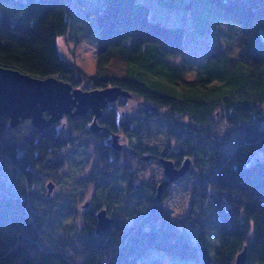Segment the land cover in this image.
Wrapping results in <instances>:
<instances>
[{
	"label": "trees",
	"instance_id": "trees-1",
	"mask_svg": "<svg viewBox=\"0 0 264 264\" xmlns=\"http://www.w3.org/2000/svg\"><path fill=\"white\" fill-rule=\"evenodd\" d=\"M216 1L226 19L241 27L245 66L236 56L216 51L206 76L184 79L176 62L186 49L184 28L151 19L148 3L137 0H110L109 12L100 15L97 70L92 75L59 53L57 38L66 34L73 15L69 0H0V65L39 78L57 76L84 89L118 85L145 104L153 103L155 116L165 111L171 132L169 125L163 127L164 140L154 131L141 134L142 148L155 142L158 153L176 165L193 156L198 169L190 167L192 190L203 199L211 197L210 205L220 217L219 245L198 264H234L245 246L246 264H264V0ZM215 110L230 124L228 132L213 131ZM2 120L0 152L16 166L43 165L52 147L49 138L60 141L52 128L43 133L35 129L20 155L18 143L5 145L13 139L3 134L8 115ZM129 123L120 128L129 131ZM193 132L200 143L188 138ZM175 145L180 147L173 151ZM36 153L41 156L38 162L33 159ZM119 156L115 152V158ZM87 159L88 169L95 163L94 170L100 163L109 168L102 179L87 183L96 188L94 202L105 203L115 216L111 228L96 233L95 209L80 211L77 200L67 195L55 199L58 194L50 198L45 192L35 196L33 190L8 189L0 195V264H100L106 258V264H140L151 250L196 257L199 250L189 232L163 204L148 197L147 181L138 188L135 171L119 159ZM112 172L114 177L108 176ZM51 178L56 176L45 177ZM71 187L80 188L75 184L65 189ZM164 195L168 198L171 191ZM191 197L189 216L196 204L194 193ZM70 204L77 208L69 209ZM200 235H205L203 228Z\"/></svg>",
	"mask_w": 264,
	"mask_h": 264
},
{
	"label": "rangeland",
	"instance_id": "rangeland-1",
	"mask_svg": "<svg viewBox=\"0 0 264 264\" xmlns=\"http://www.w3.org/2000/svg\"><path fill=\"white\" fill-rule=\"evenodd\" d=\"M137 1H145L148 3L150 6L149 15L151 19L159 20L168 25H177L184 28V42L186 49L180 56L176 58V62L183 69L184 79L192 81L196 80L200 76H206L209 58L216 51H221L223 53L236 56L242 61L243 64L241 65H246L247 59L245 55V49L243 45H241V27L240 25L231 23L226 19V12L219 6L216 0ZM69 5L73 15L69 17V27L66 34L59 35L57 38L59 53L63 59L69 61L71 64H73V66L83 70L85 74H95L97 70V39L100 32V15H106V13L109 12L110 0H69ZM111 86L118 85H109L107 87ZM72 87L84 89L81 86L72 85ZM92 89L101 88L92 87L91 89L84 90ZM118 98L122 99L121 95H119ZM118 98H116L115 101ZM117 107L119 108V111L124 110L128 114V117H131V120L134 123V125H129V131L126 132L124 130V132L127 134V138L119 139L117 142L125 145L129 143L131 145V150L140 155L139 157L135 156V158H132L134 161L131 162L132 168L135 171V175L139 178H135V175L133 174L135 183L137 185L139 184L138 188H140L142 182L147 181V183H149L150 186L148 189L150 192L148 197L156 200V202L154 201L155 204H163V207L170 212L172 219L180 226L185 227V229L189 232L199 250V253L196 255V257L188 259L169 256L165 252L159 250H151L150 253L140 261V264H198L204 255L211 256L220 242L219 228L217 226L220 217L215 212V209L210 205V202L212 201L211 197L206 196V198L203 199L200 197V195L196 194V192H193L192 185H194V182L192 181L194 178H192V175H190V168L187 174L165 188L162 200L158 201L155 195L156 192L152 191L153 186H156V191L158 184L167 180V175L160 162L155 161V159H151L149 161L150 156L147 153H142L141 151V134L143 135L144 133L154 131L156 137L159 140H164L166 137L163 134V127L165 125H169V130L171 132L170 125H172V121L169 122L167 120V117L164 115L165 111L163 113L161 112V116H155L158 114V112L157 109L154 108L155 105H153V103L148 105V109H151V111H149L147 116L142 112V109H140L142 107L144 108V104L143 100L138 97L128 104L118 105ZM4 115H8L9 120L7 125H5L6 129L3 130V134L5 133V139L7 137L13 139L12 141L8 140L9 142L5 140L8 142L5 143V145L11 144L10 142L18 143V151L20 152V155H23L25 148L22 146H24V144L27 142L26 136L28 138L33 136L34 132L32 133V130H35L33 126L34 124L32 122H27L28 124L25 123L23 125L22 122L26 119L21 118L18 125L12 126L10 123V115ZM213 115L215 119L213 131L228 132L231 126L224 120L225 117L222 116L221 111L215 110ZM133 116H137V119L133 118ZM152 123L154 124V127H151ZM262 125H264V123ZM38 131L39 133L44 132L43 130L39 129ZM196 131H198V129ZM116 132L120 133V130ZM193 133V138L191 136L188 138L194 139L196 143H200L201 141H199L198 135L195 132ZM226 136H228V134H226ZM40 138L35 140V142L37 143ZM233 138L234 136L230 135L229 141H232ZM189 141L191 142V140ZM228 145L229 144H227V146ZM155 146V142H153L151 146H144L143 148L148 149L151 147L156 149ZM193 146L191 151L195 153ZM177 147L180 146L175 145L173 146L172 150L175 151ZM163 156L165 155H162L160 160H162ZM186 158H189L190 162H192L191 157ZM33 159L37 162L41 160L40 154L36 153L33 155ZM47 159L48 156L45 159L46 161L43 165L45 167L53 168V164H47ZM54 161L55 158L51 160V162ZM75 166L76 160L74 158H68V168H65L64 166L61 167L59 171L60 175H62L64 179L65 177L70 178V172L68 171L70 170L72 173H74L76 171ZM18 167L13 163L11 157L0 152V195L4 194L5 192L7 193L8 189L11 188L15 193L25 189L26 191L34 190L35 196H42L44 193L41 191V188L44 189V186H47L48 182V180L45 179V177H48L47 170H39L38 167L33 166L32 164ZM55 171L56 170L54 169V172ZM33 173H35V178L39 177L40 179H36L38 182L36 186L30 185V181L27 180V177ZM185 178L186 180H184ZM61 184L62 182L59 185L57 184V188L53 190L52 195L49 196L50 198L54 197L57 192L58 197L55 199H58L61 195L59 193H62L65 190L62 188L68 186L70 184V180L68 179L65 183H63L62 187ZM87 188L88 191L86 192L94 195L95 186L90 184L87 186ZM167 190L171 191V195L168 198L164 195ZM23 192L25 191H22V193ZM151 193H153V196H150ZM193 193L196 198V204H194V211L192 212V215L189 216V214H191L190 212L193 210L191 205V196ZM146 201H148V198ZM202 228L205 232L204 236L200 235ZM106 261L107 258L101 260L100 264H106Z\"/></svg>",
	"mask_w": 264,
	"mask_h": 264
},
{
	"label": "flooded vegetation",
	"instance_id": "flooded-vegetation-1",
	"mask_svg": "<svg viewBox=\"0 0 264 264\" xmlns=\"http://www.w3.org/2000/svg\"><path fill=\"white\" fill-rule=\"evenodd\" d=\"M130 94L131 95H127V96L121 95L122 99L118 98L116 101L115 100L107 101L106 106L102 109V114L97 118L95 117V113L93 109H89L87 113L85 114H74L73 115L71 112L63 113L59 118L55 119L54 123H52L50 127L43 129V131H45L49 128H52V130L56 133V135L60 139V141L58 142H56L55 139H52V137L49 138L48 140V142L50 143V146L52 147L50 148V151H49L50 153L48 155L47 164H50V165L53 164L52 167L56 171L54 172L53 168L45 167L44 165H36V167H38L39 170H42V168L46 169L48 172V176L49 175L56 176V178L54 179L52 178L46 179L48 180L47 186H44V189L41 188V191L43 193L45 192V194L48 197L51 196L53 193V190L57 188V184L59 185L61 182L63 184L69 179L70 184L68 186L77 184L79 185L80 188L79 189H74L72 187L69 188V189H74L72 191L69 189H65L68 187L66 186L62 188L65 190L62 193H59L61 194V197L63 196L62 194H64V195H67L70 200H74V201L77 200V202L79 203L78 208L80 211H83L85 207L95 209V213L101 208H106L108 210V206L104 205L105 203L96 204L94 202L95 193L94 195L88 197V194L86 191H88L87 181H89L90 178L102 179V174L106 172L105 169H109V168H106L104 163L103 164L100 163L98 164V169L94 170L95 165H97L95 163L91 165V167L88 169L86 166V161H88L87 159L88 156L91 158V160H98L100 158L107 157L113 163H115V161L119 159L120 163L131 167V169L133 170L131 162H133L134 160L132 158H135V156L139 157L140 155L136 154L134 151L131 150L130 148L131 145L129 143L125 145V144H121L117 142L119 139L127 138V134L123 131V128H120L121 125H125L126 122L128 121L132 123V125H134L133 121L131 120V117H128V114L124 110L119 111V108L117 107L118 105H125L131 102L132 100H135L136 96H134L132 92H130ZM143 104H144V108L142 107L140 109H142V112L148 116L149 111H151V109H148L149 108L148 105L145 104L144 102ZM75 110H76V107H73L72 112H74ZM44 117L46 119H49L51 117V114L45 111ZM133 118L137 119V116H133ZM27 122L31 123L32 121L31 119H26L22 123L24 125L25 123L28 124ZM96 125H98V128H96ZM33 126L35 129L41 130L38 126H35V125ZM72 127H74L73 130H71ZM118 130H120V133L116 132ZM33 132L34 130H32V133ZM27 139L28 137L26 136V140ZM141 151L142 153H147L150 156V158L148 156L149 161L151 159H155V161H158L161 164L160 158L162 155L159 154L155 148H148V149L142 148ZM115 152H117V154L120 156L115 158ZM131 153L133 154V156ZM164 157L165 156H163V158ZM190 157L192 159V162H191L192 170L198 169L196 167L197 163L194 161V157L193 156H190ZM54 158H55V161L51 162V160H53ZM68 158H74L76 160L75 168L76 169L78 168V170H76L74 173H72L69 170L68 172H70L69 173L70 178L65 177L64 179V177L60 175L59 171L61 167L63 166L65 168H68L67 167ZM91 162H94V161H91ZM174 162L176 165V160H174ZM180 164L176 166L179 167ZM112 168H114V171H115V167H112ZM33 174L35 175V173ZM113 175H114V172L110 173L108 176L114 177ZM27 178H28L27 180L30 181V185H34V186H36L38 183L36 179L40 180L39 177L33 178V176L32 178L30 176ZM129 178H130L129 181L132 182L131 177ZM34 179L35 181H33ZM49 183H53L52 192H50V194H49V188H48ZM81 187H84V188L82 189ZM155 189H156V186L154 185L152 191L156 192ZM113 191L115 192V189ZM28 192L30 193V190H28ZM57 194L58 193L56 192L55 195ZM79 196H84V197H79ZM66 200L67 199L65 198V201ZM75 207L77 208L76 205L73 206V204H70L69 209H74ZM109 215L114 220L115 216L112 213H109ZM97 224H98V221L96 223L95 229L97 227Z\"/></svg>",
	"mask_w": 264,
	"mask_h": 264
},
{
	"label": "water",
	"instance_id": "water-1",
	"mask_svg": "<svg viewBox=\"0 0 264 264\" xmlns=\"http://www.w3.org/2000/svg\"><path fill=\"white\" fill-rule=\"evenodd\" d=\"M119 95L131 94L119 86L92 90L73 88L71 83L57 76L39 78L0 65V127L3 124L4 114L10 115L12 126L18 125L21 118H28L41 130L50 127L63 113L85 114L89 109H93L97 118L102 114L107 101H113ZM73 107H76L74 112H72ZM45 111L51 114L49 119L44 117ZM161 162L167 180L160 182L157 186L155 195L158 201L162 200L165 188L182 177L191 167L189 158L184 159L180 168L175 166L172 159L162 158ZM48 188L50 194L53 183H49ZM96 217L98 220L97 233L106 232L111 228L113 218L106 208L99 209ZM246 262L247 246L237 254L234 264H246Z\"/></svg>",
	"mask_w": 264,
	"mask_h": 264
}]
</instances>
